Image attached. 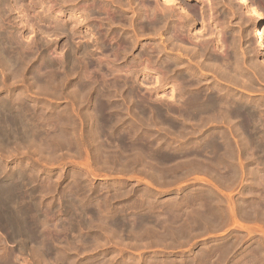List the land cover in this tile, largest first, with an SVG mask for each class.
<instances>
[{"label":"rangeland","instance_id":"1","mask_svg":"<svg viewBox=\"0 0 264 264\" xmlns=\"http://www.w3.org/2000/svg\"><path fill=\"white\" fill-rule=\"evenodd\" d=\"M0 1L3 20L0 19L4 22L1 21L0 30H7L11 37L7 31L4 33L9 38L19 41L23 48L21 59L26 61L13 70L0 64V99H11V110L19 111L18 116L28 115L24 117L27 126L23 127L29 132L22 129L28 139L21 140L18 128L6 131L0 125V181L16 182L13 184L18 191L11 195L8 205L0 206V212L8 211L6 216L1 213L4 219L0 214V264H264V232L257 228L264 222L259 224L260 220L248 216L249 171L261 165L264 176V138L255 137L257 146L248 142V132L230 131L227 123L208 126L204 124L208 120H186L180 115L187 106L195 107L192 100L189 103L190 99H186L189 86L185 79L189 77L200 79L203 87L215 92L234 95L236 102L247 107L262 103L263 108L264 59L254 47L252 31L256 20L247 6L238 0H178L188 13L164 0ZM250 1L258 7L264 22V0ZM62 31L72 34L66 36ZM122 38L129 45L122 43ZM108 39L112 40L107 42ZM82 47L88 53L82 52ZM86 58L105 67L97 63L84 66ZM67 60L81 62V78L67 66ZM110 71L133 74L126 78L117 73L119 78ZM99 74L103 84L98 81ZM87 77H92L91 84L87 83L90 89L80 82ZM112 80L119 82L120 87L115 89ZM107 82L105 90L109 92L103 96L104 86L100 85ZM82 86L88 88L81 89ZM137 104L146 111L136 112ZM172 106L176 112L179 109L175 117L159 112L161 107ZM95 128H99L97 134ZM1 136L7 138L2 140ZM254 193L256 197L264 196V182ZM262 197L260 201L264 203ZM5 218L13 221H4ZM260 219L264 220V216ZM253 222L257 229H251ZM44 243L50 247L51 255L41 260L39 246Z\"/></svg>","mask_w":264,"mask_h":264},{"label":"bare ground","instance_id":"2","mask_svg":"<svg viewBox=\"0 0 264 264\" xmlns=\"http://www.w3.org/2000/svg\"><path fill=\"white\" fill-rule=\"evenodd\" d=\"M6 1V0H5ZM22 1V0H21ZM164 1H166L168 4H170V3H172V4H174L175 6H176V8H179V10L181 9L182 11H187L188 12V10H187V8H186V6H184V5H182L178 0V2H176L175 0H164ZM0 2H2V1H0ZM11 2V1H10ZM62 2V1H61ZM96 2V1H95ZM183 2V1H182ZM238 2H239V4H241V5H244V6H247L248 7V9L251 11V13L253 14V16H254V18H255V20H256V25H255V27L253 28V31H252V36H253V40L255 41V46L254 47H256L255 49L257 50V52L260 54V55H262V59H264V22H263V17L261 16V13H260V11H259V9H258V7L253 3V1L251 2L250 0H238ZM8 3V2H7ZM87 3V2H86ZM92 3H94L93 1H92ZM92 3H91V5H92ZM99 4L101 3V2H98ZM115 3V2H114ZM13 4V3H12ZM15 4V3H14ZM64 4H66V3H64ZM103 6H106V5H104L103 4V2L101 3ZM100 4V5H101ZM121 4V3H120ZM167 4V5H168ZM171 4V5H172ZM8 5V4H7ZM23 5H24V3H23ZM62 5H63V3H62ZM89 5V4H88ZM122 5V4H121ZM6 6V5H5ZM26 6V5H25ZM72 6V5H71ZM95 6H97L96 4H95ZM13 6H11V8H12ZM18 7H19V5H18ZM89 7V6H88ZM125 7V6H124ZM148 7V6H147ZM7 7H5V9H6ZM9 8H10V6H9ZM24 8V7H23ZM100 8V7H99ZM98 8V9H99ZM105 8V7H104ZM104 8H102V9H104ZM152 8V7H151ZM4 9V10H5ZM84 9V8H83ZM82 9V10H83ZM11 10V9H10ZM88 10V9H87ZM108 10V9H107ZM106 10V11H107ZM8 11V10H7ZM12 11H13V9H12ZM89 11V10H88ZM151 11V10H150ZM177 11V10H176ZM46 12V11H45ZM60 12V11H59ZM83 12V11H82ZM100 12V11H99ZM107 12H109V11H107ZM119 12V11H118ZM17 13V12H16ZM115 13V12H114ZM189 13V12H188ZM87 14V13H86ZM85 14V15H86ZM106 14V13H105ZM113 14V13H112ZM27 15V14H26ZM90 15V14H89ZM109 15V14H108ZM17 16V15H16ZM84 16V15H83ZM95 16V15H94ZM107 16V15H106ZM153 16V15H152ZM13 17V16H12ZM108 17V16H107ZM154 17V16H153ZM0 18H1V16H0ZM3 18H5V17H3ZM8 18H9V16H8ZM11 18V17H10ZM19 18H21V16L19 17ZM84 18V17H83ZM86 18H87V16H86ZM89 18H91V15H90V17ZM152 18V17H151ZM2 19V18H1ZM0 19V27H1V23L3 22L2 20ZM7 19V18H6ZM59 19V18H58ZM69 19V18H68ZM75 19V18H74ZM73 19V20H74ZM112 19V18H111ZM143 19V18H142ZM13 20V19H12ZM70 20V19H69ZM72 20V19H71ZM76 20V19H75ZM74 20V21H75ZM2 21V22H1ZM7 21V20H6ZM65 21V20H64ZM82 21V20H81ZM84 21H85V19H84ZM151 21V20H150ZM150 21H149V23H150ZM13 22V21H12ZM20 22V21H19ZM59 22H60V20H59ZM62 22V21H61ZM139 22V21H138ZM4 23V22H3ZM2 23V24H3ZM7 23V22H6ZM8 23H10L9 21H8ZM7 23V24H8ZM26 23V22H25ZM32 23V22H31ZM153 23V22H152ZM121 24V23H120ZM5 25V24H4ZM10 25V24H9ZM12 25L13 26H15L13 23H12ZM24 25V24H23ZM31 25V24H30ZM11 26V25H10ZM12 26V27H13ZM21 26V25H20ZM6 27H8V26H6ZM88 27V26H87ZM97 27V26H96ZM151 27V26H150ZM3 28V27H2ZM5 28V27H4ZM155 28V27H154ZM7 29V28H6ZM11 29V28H10ZM64 29V28H63ZM62 29V30H63ZM65 29H67V28H65ZM75 29V28H74ZM73 29V30H74ZM94 29V28H93ZM98 30H99V28H97ZM190 29V28H189ZM3 30V29H2ZM55 30V29H54ZM67 30H69V28L67 29ZM72 29H70V31H71ZM77 30V29H76ZM80 30V29H79ZM108 30H109V28H108ZM107 30V31H108ZM4 31L5 30H3V31H1L0 30V64L4 67V68H8V69H11V70H13V69H15L16 68V65L18 64V63H25V62H23L22 60L24 59H21V56H22V45L20 46V44L18 43L19 41H17V42H15V40H13L14 38L12 37V39L11 38H9V37H11V35H10V33H9V37L5 34L6 33V31H5V33H4ZM19 31V30H18ZM142 31V30H141ZM11 32H13V31H11ZM59 33H60V30L58 31ZM63 32H65L64 34L66 35L67 33H69V32H67V31H62L61 33H63ZM36 33V32H35ZM99 33V32H98ZM138 33V32H137ZM12 35H15V33H11ZM57 34V33H56ZM69 34H72V32L71 33H69ZM73 34H74V32H73ZM77 34V33H76ZM81 34V33H80ZM79 34V35H80ZM97 34V33H96ZM61 35H63V34H61ZM68 35V34H67ZM66 35V36H67ZM78 35V34H77ZM101 35V34H100ZM16 36V35H15ZM21 36V35H20ZM19 36V37H20ZM36 36V35H35ZM58 36V35H57ZM65 36V37H66ZM69 36V35H68ZM74 36V35H73ZM97 36H98V34H97ZM108 37H110L109 35H107ZM113 36V35H112ZM213 36V35H212ZM22 37V36H21ZM38 37V36H37ZM40 37V36H39ZM60 37V36H59ZM79 37V36H78ZM82 37V36H81ZM91 37V36H90ZM102 37V36H101ZM105 37V36H104ZM108 37H106V39L108 38ZM204 37H206V36H204ZM24 38V37H23ZM111 38H113V37H111ZM126 38V37H125ZM129 38V37H128ZM219 38V37H218ZM28 39V38H27ZM36 39V38H35ZM69 39V38H68ZM86 39V38H85ZM99 39V38H98ZM102 39H104L103 37H102ZM105 39V40H106ZM131 39V38H130ZM129 39V40H130ZM214 39V38H213ZM29 40H31V39H29ZM28 40V41H29ZM43 40V39H42ZM51 40V39H50ZM100 40V39H99ZM110 40H112V39H108V41L107 42H109ZM123 38H122V43H125V42H123ZM126 40V39H125ZM128 40V39H127ZM126 40V41H127ZM238 40V39H237ZM22 41V40H21ZM33 41V40H32ZM39 41V40H38ZM45 41V40H44ZM49 41V40H48ZM67 41V40H66ZM114 41V40H113ZM119 41V40H118ZM23 42V41H22ZM36 42V41H35ZM40 42V41H39ZM63 42H65V41H63ZM72 42V41H71ZM93 42V41H92ZM103 42V41H102ZM106 41H104V43H105ZM128 42V41H127ZM131 42H132V39H131ZM25 43H26V41H25ZM32 43V42H31ZM46 43V42H45ZM98 43H101V42H99L98 41ZM118 44H120V42H117ZM201 43V42H200ZM34 44V43H33ZM90 44H91V42H90ZM93 44V43H92ZM102 44V43H101ZM116 44V43H115ZM118 44H116V45H118ZM128 45H129V43H127ZM127 44L125 43V45L127 46ZM31 45V44H30ZM46 45V44H45ZM76 45V44H75ZM84 45V44H83ZM82 45V46H83ZM108 45V44H107ZM113 45V44H112ZM116 45L114 46V47H111L112 49L114 48H116ZM122 45V44H121ZM226 45V44H225ZM23 46H24V44H23ZM97 46H99V45H97ZM106 46V45H105ZM119 47H120V45H118ZM123 47H124V44L122 45ZM25 47V46H24ZM29 47V46H28ZM37 47V46H36ZM81 47V46H80ZM108 46H106V48H107ZM215 47V46H214ZM26 49H27V46L25 47ZM33 48V47H32ZM77 48H78V46H77ZM83 48V47H82ZM93 48V47H92ZM101 48V47H100ZM102 48H103V46H102ZM127 48H129V47H126V50H127ZM195 48H196V46H195ZM212 48V47H211ZM36 49V48H35ZM105 49V48H104ZM104 49H102V51L104 50ZM108 49V48H107ZM112 49H111V51H112ZM114 49H113V51L112 52H115L114 51ZM124 49V48H123ZM187 49V48H186ZM207 49V48H206ZM25 50V49H24ZM28 50V49H27ZM30 50H31V48H30ZM91 50V49H90ZM94 50V49H93ZM109 50V49H108ZM116 50V49H115ZM166 50V49H165ZM39 51V50H38ZM74 50H72V52H73ZM81 51L82 52H87V48L85 47V48H83V49H81ZM101 51V50H100ZM101 51V52H102ZM118 51V50H117ZM143 51V50H142ZM195 51V50H194ZM34 52H36V51H34ZM40 52V51H39ZM78 52V51H77ZM91 52H92V50H91ZM95 52H96V50H95ZM106 52V51H105ZM122 52H124V53H126L125 51H122ZM128 52V51H127ZM161 52V51H160ZM196 52V51H195ZM251 52V51H250ZM30 53V52H29ZM29 53H28V55H29ZM37 53V52H36ZM88 53V52H87ZM94 53V52H93ZM117 53V55L116 56H118L119 54H118V52H116ZM119 53H120V51H119ZM123 53V54H124ZM198 53V52H197ZM40 54V53H39ZM46 54V53H45ZM28 55H26V56H28ZM66 55V54H65ZM87 55V54H86ZM109 55V54H108ZM113 55V54H112ZM126 55V54H125ZM199 55V54H198ZM223 55V54H222ZM25 56V57H26ZM40 56V55H39ZM90 56H92L91 55V53H90ZM93 56H95V55H93ZM106 56V55H105ZM115 56V57H116ZM185 56V55H184ZM207 56V55H206ZM33 57V55L31 56V58ZM84 57V56H83ZM210 57V56H209ZM50 58V57H49ZM90 58V57H89ZM92 58V57H91ZM100 58V57H99ZM108 58V57H107ZM121 58V57H120ZM123 58V57H122ZM53 59V58H52ZM113 59V58H112ZM142 59V58H141ZM195 59V58H194ZM193 59V60H194ZM25 60H27V59H25ZM83 60V59H82ZM85 60V59H84ZM98 60V59H97ZM111 60V59H110ZM114 60V59H113ZM112 60V61H113ZM117 60V59H116ZM228 60H230V59H228ZM45 61V60H44ZM43 61V62H44ZM91 61V62H90ZM90 61H88V59L86 58V62L84 61V66H87V67H89V66H92L93 64H95V63H97V62H95V63H93L92 64V61L93 60H90ZM106 61V60H105ZM109 61V60H108ZM143 61V60H142ZM47 62H48V60H47ZM66 62V64H67V66H69V68L71 69V70H73V71H75V72H77L76 73V75L78 74V72H79V70L80 69H82L83 67H82V64H81V62H79V61H77V60H67V61H65ZM94 62V61H93ZM103 62V61H102ZM111 62V61H110ZM109 62V63H110ZM159 62V61H158ZM172 62V61H171ZM223 62H224V60H223ZM228 62V61H227ZM36 63V62H35ZM41 63V62H40ZM104 63V62H103ZM105 63H107V62H105ZM176 63V62H175ZM188 63V62H187ZM200 63V62H199ZM214 63V62H213ZM225 63V62H224ZM97 64H99V62L97 63ZM154 64V63H153ZM192 64V63H191ZM203 64V63H202ZM0 65V66H1ZM24 65V64H23ZM27 65V64H26ZM33 65V64H32ZM61 65V64H60ZM100 65H102V64H99V67H100ZM109 65V64H108ZM112 65V64H111ZM127 65V64H126ZM231 65V64H230ZM1 66V67H2ZM66 66V67H67ZM96 67H97V65H95ZM103 66V65H102ZM114 66V65H113ZM136 66V64L134 65V67ZM149 66V65H148ZM156 66H157V64H156ZM177 66V65H176ZM175 66V67H176ZM184 66V65H183ZM199 66V65H198ZM225 66V65H224ZM24 67H26L25 65H24ZM82 67V68H81ZM98 67V68H99ZM103 67H105V65L103 66ZM107 67H109V66H107V64H106V68ZM115 67V66H114ZM119 67H121V66H119ZM143 67V66H142ZM168 67V66H167ZM172 67V66H171ZM182 67V66H181ZM200 67V66H199ZM214 67V66H213ZM221 67V66H220ZM23 68V67H22ZM62 68V67H61ZM97 68V69H98ZM105 68V69H106ZM117 68V67H116ZM139 68V67H138ZM141 68V67H140ZM153 68V67H152ZM178 67H176L175 69H177ZM225 68V67H224ZM231 68V67H230ZM229 68V69H230ZM1 69V68H0ZM93 69V68H92ZM95 69V68H94ZM93 69V70H94ZM96 69V70H97ZM114 69V68H113ZM119 69V68H118ZM121 69V68H120ZM125 69V68H124ZM160 69V68H159ZM166 69V68H165ZM197 69V68H196ZM200 69V68H199ZM227 69H228V67H227ZM5 70V69H4ZM16 70H18V69H16ZM20 70V69H19ZM18 70V71H19ZM36 70V69H35ZM53 70V69H52ZM60 70V69H59ZM95 70V71H96ZM107 70H108V68H107ZM110 70V69H109ZM108 70V71H109ZM112 70V69H111ZM115 70V72H116V69H114ZM157 70V69H156ZM163 70V69H162ZM167 70V69H166ZM173 70V69H172ZM188 70V69H187ZM220 70H221V68H220ZM225 70V69H224ZM6 71V70H5ZM61 71H64V70H61ZM101 71H102V68H101ZM104 71V70H103ZM106 71V70H105ZM113 71V70H112ZM121 72H122V70H120ZM164 71V70H163ZM162 71V72H163ZM189 71V70H188ZM7 72V71H6ZM13 72V71H12ZM12 72H10V73H12ZM14 72H15V70H14ZM24 72V71H23ZM36 72H37V70H36ZM40 72V71H39ZM69 72V71H68ZM83 72V71H82ZM85 72V71H84ZM98 72V71H97ZM130 72V71H129ZM128 72V73H129ZM169 72V71H168ZM187 72V71H186ZM233 72V71H232ZM232 72L230 73V74H232ZM65 73H67V72H65ZM104 73L105 72H103V76L105 77V78H107V76L106 75H104ZM110 74H112V72L110 71L109 72ZM117 73H119L118 71H117ZM117 73H115V74H117ZM124 73H127V72H123V73H121V74H124ZM171 73V72H170ZM175 73V72H174ZM177 73V72H176ZM175 73V74H176ZM221 73V72H220ZM226 73V72H225ZM18 74V73H17ZM80 74V73H79ZM78 74V75H79ZM93 74V73H92ZM91 74V75H92ZM106 74V73H105ZM114 74V73H113ZM112 74V75H113ZM114 74V75H115ZM121 74L119 73V75L121 76ZM130 74V73H129ZM129 74H124L125 76H126V78H127V76L129 75ZM133 74V73H132ZM132 74H130V75H132ZM180 74V73H179ZM206 74V73H205ZM264 74V73H263ZM263 74H260V75H263ZM10 75V74H9ZM39 75H40V73H39ZM38 75V76H39ZM69 75V74H68ZM83 75H86V72H85V74L83 73ZM100 75L101 74H99V76H98V78L100 77ZM119 75L117 74V77H119ZM165 75V74H164ZM171 75V74H170ZM181 75V74H180ZM256 75V74H255ZM21 76V75H20ZM34 76V75H33ZM37 76V77H38ZM64 76V75H63ZM93 76V75H92ZM123 76V75H122ZM185 76V75H184ZM191 76V75H190ZM193 76V75H192ZM196 76V75H195ZM198 76V75H197ZM223 76H224V74H223ZM229 76V75H228ZM232 76V75H231ZM19 77V76H18ZM36 77V78H37ZM42 77V76H41ZM69 77V76H68ZM79 77H80V75H79ZM83 77V76H82ZM103 77V78H104ZM129 77V76H128ZM132 77V76H131ZM160 77V76H159ZM183 77V76H182ZM181 77V78H182ZM214 77H216V76H214ZM230 77V76H229ZM235 77H237V76H235ZM264 77V76H263ZM20 78V77H19ZM40 78V77H39ZM43 78V77H42ZM61 78V77H60ZM64 78H66V77H64ZM81 78V77H80ZM79 78V79H80ZM89 78H92V77H89ZM88 77L87 78H82L81 80H80V82L81 83H83V84H91V79H89ZM97 78V79H98ZM100 78H102V77H100ZM99 78V80L98 81H100L101 79ZM110 78V77H109ZM108 78V79H109ZM111 78L112 79H114L113 78V76H111ZM110 78V79H111ZM120 78V77H119ZM125 78V79H126ZM143 78V77H142ZM171 78V77H170ZM172 78H174V77H172ZM12 79V78H11ZM31 79V78H30ZM41 79V78H40ZM55 79H57V78H55ZM78 79V80H79ZM96 79V80H97ZM108 79H106V81L108 80ZM109 79V80H110ZM116 79V78H115ZM114 79V80H115ZM132 79V78H131ZM135 79V78H134ZM146 79V78H145ZM176 79V78H175ZM179 79V78H178ZM178 79H177V83L179 84V81H178ZM196 79H198V78H195V79H193L192 77L190 78H187V79H185V83H187L188 85L187 86H189V88H188V90H187V94H188V97L186 98V99H190L189 100V103H191L192 101L195 103L194 105H195V107L194 108H191L190 106L188 107L187 106V109L185 110V112L183 111H181L180 110V115L181 116H183L184 118L186 117V120H192L194 117H197L198 119H203V120H208V121H206L204 124L206 125H208V124H211V126H213V125H215V127H216V125H218L219 123H227L228 125V127L227 128H229V130L230 129H233V130H235V131H237V132H240V131H243V132H248V138H250V140L248 139V142L250 143V144H257V146H258V144H259V141H257L256 140V136H259V135H261L263 138H264V105H263V108H262V103L261 104H259L258 106H256L257 105V103H256V105L255 106H251V107H247L245 104H242V103H239V102H236V100L235 99H233V97H234V95H233V97L232 96H229L228 94H222L220 91H218V92H215L214 91V89L212 90L210 87H203L202 86V81L200 82L199 80L197 81ZM218 79V78H217ZM232 79H234V76H233V78ZM14 80V79H13ZM34 80V79H33ZM52 80H53V78H52ZM64 80V79H63ZM96 80H94V81H96ZM118 80H122V79H118ZM158 80H160V79H158ZM163 80V79H162ZM184 79L182 78V81H183ZM15 81V80H14ZM24 81V80H23ZM76 81V80H75ZM93 81V82H94ZM104 81V80H103ZM103 81L101 80V82H99V83H102L103 84ZM124 81V80H123ZM134 81V80H133ZM132 81V82H133ZM136 81V80H135ZM164 81V80H163ZM215 81V80H214ZM226 81V80H225ZM228 81H230V80H227L226 82H228ZM236 81V80H235ZM234 81V82H235ZM1 82V81H0ZM16 82V81H15ZM14 82V83H15ZM77 82V81H76ZM110 82V81H109ZM129 82V81H128ZM161 82V81H160ZM160 82H159V84H160ZM172 82H174L173 80H172ZM171 82V83H172ZM232 82V81H231ZM2 83V82H1ZM40 83V82H39ZM44 83V82H43ZM96 83V82H95ZM112 83H113V85H114V87H115V89L116 88H118V87H120V83L119 82H113V80H112ZM125 83V82H124ZM135 83V82H134ZM180 83H181V81H180ZM183 83V82H182ZM205 83V82H204ZM215 83V82H214ZM218 83V82H217ZM7 84V83H6ZM12 84V83H11ZM62 84V83H61ZM78 84L79 85H81L79 82H78ZM77 84V85H78ZM87 84V86L89 87L90 85H88ZM100 85V86H104L103 88L104 89H102V90H105V86H106V84H108V82L107 83H104L105 85ZM129 84V83H128ZM128 84H127V86H128ZM141 84H143V83H141ZM174 84H176V83H174ZM177 84V85H178ZM226 84V83H225ZM234 84V83H233ZM31 84L29 83V86H30ZM37 85V84H36ZM40 85V84H39ZM77 85H75V86H77ZM78 85V86H79ZM96 85V84H95ZM109 85H110V83H109ZM123 85V84H122ZM121 85V86H122ZM228 85V84H227ZM4 86V85H3ZM28 86V87H29ZM87 86H84V87H86V88H88ZM108 86V85H107ZM131 86V85H130ZM183 86H184V84H183ZM211 86V85H210ZM220 86V85H219ZM33 87V86H32ZM31 87V88H32ZM57 87V86H56ZM83 86L81 87V89L82 88H84ZM126 87V86H125ZM174 87H176L175 85H174ZM180 87H181V89H182V86H181V84H180ZM215 87H217V86H215ZM25 87L23 86V89H24ZM43 88V87H42ZM59 88H60V86H59ZM76 88V87H75ZM100 88V87H99ZM107 88V87H106ZM150 88V87H149ZM156 88V87H155ZM177 88V87H176ZM185 88H186V86H185ZM218 88V87H217ZM227 88V87H226ZM7 89V88H6ZM57 89V88H56ZM88 89H90V87L88 88ZM122 89V88H121ZM138 89V88H137ZM175 89V88H174ZM180 89V88H179ZM221 89V88H220ZM223 89V88H222ZM29 90H31V89H29ZM36 90V89H35ZM51 90V89H50ZM59 90H61V89H59ZM92 90V89H91ZM177 90V89H176ZM175 90V91H176ZM218 90V89H217ZM224 90V89H223ZM229 90V89H228ZM12 91V90H11ZM32 91V90H31ZM73 91V90H72ZM75 91V90H74ZM99 91H101V90H99ZM109 92V90L107 89V90H105V93H103V96H105V94H108V92ZM113 91V90H112ZM117 91V90H116ZM181 91V90H180ZM184 91H185V89H184ZM230 91V90H229ZM18 92V91H17ZM30 92V91H29ZM50 92V91H49ZM52 92V91H51ZM80 92V91H79ZM102 92V91H101ZM104 92V91H103ZM107 92V93H106ZM115 92V91H114ZM126 92V91H125ZM132 92V91H131ZM174 92V91H173ZM178 92H179V90H178ZM223 92V91H222ZM226 92H228V91H226ZM28 93V92H27ZM62 93H64L63 91H62ZM67 93V92H66ZM70 93V92H69ZM75 93V92H74ZM85 93V92H84ZM97 93V92H96ZM182 93V92H181ZM2 94V93H1ZM13 94V93H12ZM11 94V95H12ZM17 94V93H16ZM35 94V93H34ZM58 94V93H57ZM89 94V93H88ZM121 94V93H120ZM124 94V93H123ZM144 94V93H143ZM155 94V93H154ZM174 94V93H173ZM176 94V93H175ZM174 94V95H175ZM179 94V93H178ZM183 94V93H182ZM187 94H185L184 93V96L185 95H187ZM48 95V94H47ZM52 95V94H51ZM59 95V94H58ZM75 95V94H74ZM73 95V96H74ZM84 95V94H83ZM110 96H111V94H109ZM109 95H107V97L109 96ZM142 95V94H141ZM2 96H3V94H2ZM19 96H24V95H20L19 94ZM35 96V95H34ZM60 96V95H59ZM58 96V97H59ZM61 96H63V95H61ZM70 96H71V94H70ZM102 96V95H101ZM109 96V97H110ZM122 96V95H121ZM181 96V95H180ZM179 96V97H180ZM4 97H6V96H3V98ZM14 97V96H13ZM50 97V96H49ZM79 97V96H78ZM77 97V98H78ZM108 97V98H109ZM176 99H177V96H174ZM178 97V98H179ZM183 97V96H182ZM1 98V97H0ZM0 99V119L2 120V123L0 124L1 126H3V128H4V130H15V131H17V128H18V132H19V134L20 135H22V136H20V139L22 138V139H28V138H26L25 137V135L27 134V133H29V132H27L26 131V126L24 125L25 123H27V122H24L25 121V119L26 118H24V117H27V116H24V117H22V113H21V116H18V114H16L17 112L19 113V111H17V112H15V113H13V111L11 110V107L13 106H11V104H13V103H9V102H11L10 100H8V99ZM7 98V97H6ZM19 98V97H18ZM76 98V99H77ZM115 98V97H114ZM129 98V97H128ZM132 98H134L133 96H132ZM132 98H130V99H132ZM143 98V97H142ZM166 98V97H165ZM237 98V97H236ZM47 99V98H46ZM64 99V98H63ZM97 99V98H96ZM111 99V98H110ZM118 99V98H117ZM157 99V98H156ZM159 99H160V97H159ZM172 99V98H171ZM174 99V98H173ZM181 99V98H180ZM179 99V100H180ZM183 99V98H182ZM184 99H185V97H184ZM239 99V98H238ZM14 100H15V98H14ZM19 100V99H18ZM17 100V101H18ZM67 100H69V99H67ZM73 100V99H72ZM94 100V99H93ZM103 100H106V98L104 99V97H103ZM126 100V99H125ZM162 100V99H161ZM192 100V101H191ZM261 100V99H260ZM70 101V100H69ZM68 101V102H69ZM76 101V100H75ZM129 101V100H128ZM137 101V100H136ZM149 101V100H148ZM169 101H171V100H169ZM262 101V100H261ZM16 102V101H15ZM28 102V101H27ZM95 102H97V101H95ZM95 102H94V104H95ZM99 102V101H98ZM130 102V101H129ZM165 102V101H164ZM167 102V101H166ZM176 102V101H175ZM175 102H174V104H175ZM186 102H188V100L186 101ZM74 103V102H73ZM82 103V102H81ZM107 103V102H106ZM135 103V102H134ZM168 103H170V102H168ZM182 103L184 104V101H182ZM23 104V103H22ZM27 104V103H26ZM70 104H71V102H70ZM69 104V105H70ZM133 104V103H132ZM161 104V103H160ZM172 104V103H171ZM179 104H180V101H179ZM178 104V105H179ZM186 104V103H185ZM255 104V103H254ZM87 105V104H86ZM100 105V104H99ZM103 105V104H102ZM162 105V104H161ZM49 106V105H48ZM94 106V105H93ZM164 106V105H163ZM175 106V105H174ZM177 106V105H176ZM250 106V105H249ZM40 107V106H39ZM45 107V106H44ZM50 107V106H49ZM74 107V106H73ZM106 107V106H105ZM159 107H160V105H159ZM182 107V106H181ZM184 107V106H183ZM261 107V108H260ZM13 108V107H12ZM17 110H18V108L17 107H15ZM25 108V107H24ZM26 108H29V107H26ZM34 108V107H33ZM48 108V107H47ZM127 108V107H126ZM175 108V107H174ZM173 108V106L171 107V108H166L165 107V109H163L162 107H161V109L159 110V112H161V113H165V116L166 115H168L169 117L171 116V117H175V115L176 114H178V112H179V109H178V112H176V110ZM178 108V107H177ZM176 108V109H177ZM260 108V109H259ZM22 111H24L22 108H20ZM76 110H77V108H75ZM102 109V108H101ZM118 109V108H117ZM134 109V108H133ZM143 109L146 111V109L144 108V107H141L139 104H137V106H136V112H143ZM151 109V108H150ZM11 110V111H10ZM42 110V109H41ZM63 110V109H62ZM70 110V109H69ZM69 110H68V112H69ZM152 110V109H151ZM21 111V112H22ZM28 111V110H27ZM88 111V110H87ZM29 112V111H28ZM32 112V111H31ZM44 112V111H43ZM62 112V111H61ZM64 112V111H63ZM120 112V111H119ZM127 112H129V111H127ZM41 113V112H40ZM39 113V114H40ZM65 113V112H64ZM72 113V112H71ZM70 113V114H71ZM89 113V112H88ZM110 113V112H109ZM152 113V112H151ZM176 113V114H175ZM128 114V113H127ZM20 115V114H19ZM42 115V114H41ZM40 115V116H41ZM44 115V114H43ZM74 115V114H73ZM102 115V114H101ZM104 115V114H103ZM132 115V114H131ZM131 115H129V116H131ZM154 115V114H153ZM159 115V114H158ZM30 116V115H29ZM39 116V117H40ZM62 116V115H61ZM60 116V117H61ZM82 116V115H81ZM88 116H89V114H88ZM95 116V115H94ZM144 116V115H143ZM179 116V115H178ZM178 116H176V117H178ZM31 117V116H30ZM34 117V116H33ZM38 117V118H39ZM43 117V116H42ZM59 117V116H58ZM65 117V116H64ZM69 117V116H68ZM74 117V116H73ZM105 117V116H104ZM125 117V116H124ZM182 117V118H183ZM45 118V117H44ZM48 118V117H47ZM52 118V117H51ZM67 118V117H66ZM181 118V119H182ZM32 119V118H31ZM42 119V118H41ZM55 119H57V118H55ZM65 119V118H64ZM69 119V118H68ZM121 119V118H120ZM179 119V118H178ZM194 119H196V118H194ZM58 120V119H57ZM62 120V119H61ZM72 120V119H71ZM106 120H108L107 119V116H106ZM110 120V119H109ZM108 120V121H109ZM174 120H175V118H174ZM32 121V120H31ZM38 121H39V119H38ZM37 121V122H38ZM55 121V120H54ZM129 121V120H128ZM136 121V120H135ZM146 121V120H145ZM153 121V120H152ZM173 121V120H172ZM196 121V120H195ZM30 122V121H29ZM41 122H43V121H41ZM57 122V121H56ZM61 122V121H60ZM79 122H81V121H79ZM188 122H190V121H188ZM200 122H202V121H200ZM199 122V123H200ZM83 123H85V122H83ZM191 123V122H190ZM37 124V123H36ZM43 124V123H42ZM49 124V123H48ZM53 124V123H52ZM55 124V123H54ZM57 124V123H56ZM74 124V123H73ZM119 124V123H118ZM136 124V123H135ZM187 124V123H186ZM186 124H185V128H186ZM203 124V123H202ZM23 125L25 126V127H23ZM44 125V124H43ZM50 125V124H49ZM60 125V124H59ZM153 125V124H152ZM182 125H183V123H182ZM181 125V126H182ZM191 125V124H190ZM196 125V124H195ZM75 126H76V124H75ZM111 126V125H110ZM184 126V125H183ZM209 126V125H208ZM224 126H226V125H224ZM79 127V126H78ZM160 127V126H159ZM170 127V126H169ZM195 127H197V126H195ZM24 128H25V131L24 132H27L26 134L23 132V130H24ZM68 128V127H67ZM71 128V127H70ZM92 128V127H91ZM199 128V127H198ZM23 129V130H22ZM30 129H31V127H30ZM53 129V128H52ZM59 130H60V128H58ZM57 129V130H58ZM80 129V128H79ZM99 128H95L94 129V133L95 134H97V130H98ZM120 129V128H119ZM184 129V128H183ZM182 129V131H184ZM188 129V128H187ZM217 129V128H216ZM219 129V128H218ZM38 130H40V129H38ZM44 130V129H43ZM70 130V129H69ZM194 130V129H193ZM197 130V129H196ZM228 130V129H227ZM37 131V130H36ZM61 131H63V130H61ZM79 131V130H78ZM81 131V130H80ZM133 131V130H132ZM188 131V130H187ZM195 131V130H194ZM201 131V130H200ZM231 131V130H230ZM235 131H232L231 133H234ZM14 132V131H13ZM51 132V131H50ZM219 132V131H218ZM16 133V132H15ZM15 133H13L14 135H16L15 136V138H19L18 136H17V134H15ZM44 133V132H43ZM48 134H49V131L47 132ZM46 133V134H47ZM53 133V132H52ZM57 133H59V132H57ZM65 133V132H64ZM6 134V133H5ZM41 134V133H40ZM60 134V133H59ZM240 134V133H239ZM4 135V134H3ZM29 135V134H28ZM36 134H34V136H35ZM45 135V134H44ZM43 135V136H44ZM61 135V134H60ZM7 136H8V134H7ZM7 136H5L6 138H7ZM33 136V137H34ZM56 136H58L57 134H56ZM62 136V135H61ZM60 136V137H61ZM2 137V136H1ZM5 137L2 139V140H4L5 139ZM24 137V138H23ZM28 137V136H27ZM46 137V136H45ZM66 137V136H65ZM260 137V136H259ZM38 138V137H37ZM44 138V137H43ZM53 138V137H52ZM64 137H62V139H63ZM21 139V140H22ZM33 139V138H32ZM48 139V138H47ZM50 139V138H49ZM48 139V140H49ZM193 139V138H192ZM258 139V138H257ZM7 140V139H6ZM159 140V139H158ZM259 140V139H258ZM11 141V140H10ZM25 141V140H24ZM41 141H43V140H41ZM66 141V140H65ZM215 141V140H214ZM264 141V139L262 140V142ZM4 142V141H3ZM15 142V141H14ZM48 142V141H47ZM59 142V141H58ZM9 143V142H8ZM25 143V142H24ZM32 143V142H31ZM36 143V142H35ZM44 143V142H43ZM126 143V142H125ZM264 143V142H263ZM262 143V144H263ZM41 144H42V142H41ZM48 144V143H47ZM47 144H45V145H47ZM50 144V143H49ZM11 145V144H10ZM20 145V144H19ZM24 145V144H23ZM39 145V144H38ZM44 145V146H45ZM128 145V144H127ZM22 146V145H21ZM30 146H31V144H30ZM30 146H28V147H30ZM143 146H145V145H143ZM4 147V146H3ZM10 147V146H9ZM19 147V146H18ZM18 147H16V149L18 148ZM23 147V146H22ZM33 147H34V145H33ZM39 147H41V146H39ZM48 147V146H47ZM138 147V146H137ZM252 148H253V146H251ZM31 148V147H30ZM42 148V147H41ZM149 148V147H148ZM250 148V147H249ZM257 149L259 148V147H256ZM261 148V147H260ZM7 149V148H6ZM15 149V148H14ZM22 149V148H21ZM25 149H26V147H25ZM251 149V148H250ZM256 149V150H257ZM12 150V149H11ZM252 150V149H251ZM263 149H261V151H262ZM14 151V150H13ZM17 151V150H16ZM19 151V150H18ZM133 151V150H132ZM153 151V150H152ZM208 151V150H207ZM249 151V150H248ZM255 151V150H254ZM264 151V150H263ZM104 152V151H103ZM154 152V151H153ZM250 152V151H249ZM28 153V152H27ZM95 153V152H94ZM118 153V152H117ZM256 153V152H255ZM258 153H259V151H258ZM257 153V154H258ZM212 154V153H211ZM251 154V153H250ZM249 154V155H250ZM261 154V153H260ZM13 155V154H12ZM156 156H158V155H156ZM209 156H211V155H209ZM255 156V155H254ZM254 156H253V154H252V157L254 158ZM95 157H97V156H95ZM179 157V156H178ZM251 157V158H252ZM100 158V157H99ZM255 158H256V156H255ZM260 158V157H259ZM259 158H258V160H259ZM37 159V158H36ZM180 159V158H179ZM215 159V158H214ZM261 159V158H260ZM84 160V159H83ZM172 160V159H171ZM141 162V161H140ZM192 162V161H191ZM254 162H257V161H254ZM263 162V161H262ZM36 163V162H35ZM107 163V162H106ZM174 163V162H173ZM181 163V162H180ZM200 163V162H199ZM257 164V163H256ZM261 164V163H260ZM264 165V164H263ZM262 165V166H263ZM84 166V165H83ZM197 166V165H196ZM252 167L254 166V165H251ZM261 166V165H260ZM260 166H256L254 169L252 168V170L251 171H249L250 173H249V181H248V185H249V187H250V189H248V196L250 197V199H251V201H250V203H249V207H248V216H253L252 218H253V220L254 219H257V220H260L259 221V224H260V222L261 221H263L264 222V220H262V219H260V218H262L263 216H264V211H263V209H264V203L262 202L261 203V197L263 196L262 195V193H261V197L260 196H258V197H256L257 195L254 193V192H258L259 191V189H260V184H262L263 182H264V179H263V173L262 172H260L262 169H261V167ZM191 167V166H190ZM216 167V166H215ZM214 167V168H215ZM224 167V166H223ZM20 168V167H19ZM84 168V167H83ZM219 168V167H218ZM3 170V169H2ZM17 170V169H16ZM22 170V169H21ZM155 170V169H154ZM4 171H5V169H4ZM3 171V172H4ZM12 171V170H11ZM20 171V170H19ZM101 171V170H100ZM170 171V170H169ZM175 171V170H174ZM224 171V170H223ZM222 172V171H221ZM263 172H264V170H263ZM2 173V172H1ZM107 173V172H106ZM212 173V172H211ZM9 174V173H8ZM33 174V173H32ZM156 174V173H155ZM176 174V173H175ZM182 174V173H181ZM220 174V173H219ZM18 175H19V173H18ZM21 175V174H20ZM23 175V174H22ZM177 175V174H176ZM3 176V175H2ZM6 176V175H5ZM11 176V175H10ZM26 176V175H25ZM12 177V176H11ZM11 177H10V179H11ZM13 178V177H12ZM18 178V177H17ZM23 178V177H22ZM167 180V179H166ZM207 180V179H206ZM259 180V181H258ZM16 181V180H15ZM17 181H18V179H17ZM24 181V180H23ZM168 181V180H167ZM19 182V181H18ZM25 182V181H24ZM23 182V183H24ZM27 182V181H26ZM25 182V183H26ZM209 182V181H208ZM226 182V181H225ZM14 182L12 181V184H10V182L8 183V182H6V181H0V206L3 204V205H8V203H9V200H10V197H11V195H13L14 196V194H15V192L18 194V191H15L16 190V187H15V185L13 184ZM19 183H21V181L19 182ZM18 183V184H19ZM22 183V184H23ZM20 185V184H19ZM26 185V184H25ZM24 185V186H25ZM235 185V184H234ZM18 186V185H17ZM23 186V187H24ZM237 186V185H236ZM262 186V185H261ZM20 187V186H19ZM248 187V188H249ZM18 188V187H17ZM252 188H254V189H252ZM233 189V188H232ZM20 190V189H19ZM24 189H22V191H23ZM30 190V189H29ZM255 190V191H254ZM27 191V190H26ZM20 192V191H19ZM66 192V191H65ZM263 192V191H262ZM30 193H32V192H30ZM207 193V192H206ZM20 194H21V192H20ZM23 194V193H22ZM21 194V195H22ZM74 194V193H73ZM215 194V193H214ZM258 194V193H257ZM16 195V194H15ZM23 196V195H22ZM28 196V195H27ZM185 196V195H184ZM255 196V197H254ZM18 197H20V196H18ZM264 197V196H263ZM263 197H262V199H263ZM17 198V197H16ZM22 198V197H21ZM23 198H25V197H23ZM17 199H19V198H17ZM216 199V198H215ZM229 199V198H228ZM23 200V199H22ZM21 200V201H22ZM69 200V199H68ZM196 200V199H195ZM249 200V199H248ZM15 201V200H14ZM20 201V200H19ZM18 201V202H19ZM24 201V200H23ZM30 201V200H29ZM263 201V200H262ZM25 203V202H24ZM232 203V202H231ZM13 204V203H12ZM27 204V203H26ZM74 204V203H73ZM261 204H263V205H261ZM17 205V204H16ZM20 205V204H19ZM22 205V204H21ZM20 205V206H21ZM14 206V205H13ZM2 207V206H1ZM25 207V206H24ZM33 207V206H32ZM244 207V206H243ZM7 207L5 206V208L4 209H6ZM26 208V207H25ZM78 208V207H77ZM13 209V208H12ZM19 209V208H18ZM31 209V208H30ZM82 209V208H81ZM169 209V208H168ZM245 209V208H244ZM7 210V209H6ZM5 210V211H6ZM8 210H9V207H8ZM21 210V209H20ZM23 210V209H22ZM21 210V211H22ZM28 210H29V208H28ZM27 210V211H28ZM64 210V209H63ZM124 210V209H123ZM13 211V210H12ZM16 211V210H15ZM26 211V210H25ZM26 211V212H27ZM203 212V211H202ZM1 213H3L4 214V212H0V214ZM8 213V211L5 213L6 215H8L7 214ZM20 213V212H19ZM23 213V212H22ZM25 213V212H24ZM32 213V212H31ZM70 213V212H69ZM120 213V212H119ZM3 214H1L2 215V218H3ZM4 214V215H5ZM18 214V213H17ZM177 214V213H176ZM205 214V213H204ZM222 214V213H221ZM5 215V216H6ZM10 215V214H9ZM19 215V214H18ZM22 215V214H21ZM173 215V214H172ZM171 215V216H172ZM241 215V214H240ZM14 216V215H13ZM101 216V215H100ZM185 216V215H184ZM238 216V215H237ZM259 216V217H258ZM7 217H10V216H7ZM15 217V216H14ZM19 217V216H18ZM143 217V216H142ZM104 218V217H103ZM185 218V217H184ZM201 218V217H200ZM252 218H249L250 220L252 219ZM259 218V219H258ZM4 219V218H3ZM6 220H4V221H8V220H10V219H8L7 220V218H5ZM198 219V218H197ZM232 219V218H231ZM248 219V220H249ZM24 220V219H23ZM27 220V219H26ZM83 220V219H82ZM115 220V219H114ZM118 220H120V219H118ZM215 220V219H214ZM249 220V221H250ZM252 220V221H253ZM11 221V220H10ZM9 221V222H10ZM13 221V220H12ZM11 221V222H12ZM29 221V220H28ZM27 221V222H28ZM106 221V220H105ZM122 221V220H121ZM205 222V221H204ZM215 222V221H214ZM231 222V221H230ZM251 222V221H250ZM15 223V222H14ZM113 223V222H112ZM117 223V222H116ZM229 223V222H228ZM255 222H253L250 226L252 227H250L252 230L254 229V228H256L257 226H255V227H253V224H254ZM8 224V223H7ZM135 224V223H134ZM159 224V223H158ZM6 225V224H5ZM13 225V224H12ZM19 225V224H18ZM105 225V224H104ZM127 225H129V224H127ZM136 225V224H135ZM263 223H262V225H260L261 227H257V228H260V229H258V231L259 230H261L262 232H264L263 230H264V228H263V230L261 229L262 227H263ZM31 226V225H30ZM29 226V227H30ZM138 226V225H137ZM191 226V225H190ZM206 226V225H205ZM8 227V226H7ZM11 227V226H10ZM13 227V226H12ZM15 227V226H14ZM13 227V228H14ZM20 227V226H19ZM23 227V226H22ZM129 227V226H128ZM127 227V228H128ZM134 227V226H133ZM221 227V226H220ZM16 228V227H15ZM14 228V229H15ZM119 228V227H118ZM249 228V227H248ZM249 228V229H250ZM256 228V229H257ZM6 229V228H5ZM18 229V228H17ZM148 229V228H147ZM12 230V229H11ZM16 230V229H15ZM121 230V229H120ZM122 230H124V228L122 229ZM142 230H143V228H142ZM251 230V231H252ZM18 230H16V232H17ZM146 232V231H145ZM205 232V231H204ZM260 232V231H259ZM30 233V232H29ZM14 234V233H13ZM193 234V233H192ZM263 234V233H262ZM260 235H261V233H260ZM14 236V235H13ZM38 237V236H37ZM76 237V236H75ZM82 237V236H81ZM176 237V236H175ZM253 237V236H252ZM258 237H260V236H258ZM263 237H264V234H263V236L261 237L262 239H263ZM28 238V237H27ZM68 238V237H67ZM158 238V237H157ZM70 239V238H69ZM87 239V238H86ZM181 239V238H180ZM21 240V239H20ZM85 240V239H84ZM153 240V239H152ZM260 240V239H259ZM91 241V240H90ZM257 241V240H256ZM262 241V240H261ZM264 242V241H263ZM171 243V242H170ZM173 243V242H172ZM40 244V243H39ZM261 244V243H260ZM12 245V244H11ZM124 245V244H123ZM15 246V245H14ZM23 247V246H22ZM146 247V246H145ZM164 247V246H163ZM96 248V247H95ZM82 249V248H81ZM21 250V249H20ZM39 257L41 258V260H44L45 258H47L48 257V254L51 252L50 251V247L47 245V244H41L40 246H39ZM16 253V252H15ZM2 254V253H1ZM248 254V253H247ZM49 255H51V254H49ZM197 255V254H196ZM3 256V255H2ZM2 256H0L1 257V260L3 259L2 258ZM59 256V255H58ZM216 256V255H215ZM61 257V256H60ZM55 258V257H54ZM7 259V258H6ZM15 259V258H14ZM1 260H0V262H1ZM5 260V259H4ZM53 260V259H52ZM55 260V259H54ZM58 260V259H57ZM10 261V260H9ZM11 261L13 262V260L11 259ZM10 261V262H11ZM56 261V260H55ZM253 261V260H252ZM98 262V261H97ZM211 262V261H210ZM255 262V261H254ZM6 263H7V261H6ZM14 263V262H13ZM194 263V262H193ZM252 264H253V262H251ZM2 264V263H1ZM9 264V263H8ZM12 264V263H11ZM29 264V263H28ZM161 264V263H160ZM254 264H256V263H254Z\"/></svg>","mask_w":264,"mask_h":264}]
</instances>
